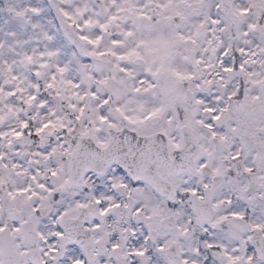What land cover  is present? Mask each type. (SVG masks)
Here are the masks:
<instances>
[{"label":"snow or ice","instance_id":"6c2138e0","mask_svg":"<svg viewBox=\"0 0 264 264\" xmlns=\"http://www.w3.org/2000/svg\"><path fill=\"white\" fill-rule=\"evenodd\" d=\"M0 264H264V0H0Z\"/></svg>","mask_w":264,"mask_h":264}]
</instances>
